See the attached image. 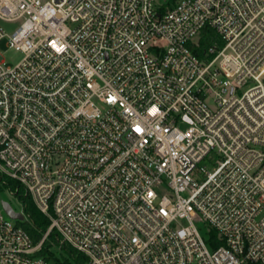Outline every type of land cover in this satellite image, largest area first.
<instances>
[{
	"label": "built area",
	"instance_id": "built-area-1",
	"mask_svg": "<svg viewBox=\"0 0 264 264\" xmlns=\"http://www.w3.org/2000/svg\"><path fill=\"white\" fill-rule=\"evenodd\" d=\"M160 6L0 0V172L50 219L34 243L0 202V264L52 230L90 264H264V0Z\"/></svg>",
	"mask_w": 264,
	"mask_h": 264
},
{
	"label": "trees",
	"instance_id": "trees-1",
	"mask_svg": "<svg viewBox=\"0 0 264 264\" xmlns=\"http://www.w3.org/2000/svg\"><path fill=\"white\" fill-rule=\"evenodd\" d=\"M176 1L169 0L162 3L160 9L164 11L167 6L171 7ZM212 34L211 28H205L201 43L203 45L210 44ZM4 188L16 195L23 205L26 218L23 221H17V224L28 232L34 243H38L48 230L50 219L37 208L31 196L18 181L0 172V190ZM53 248H57V250L55 251ZM38 255L45 257L50 264H90L88 256L67 242H63L56 230H52L44 239Z\"/></svg>",
	"mask_w": 264,
	"mask_h": 264
},
{
	"label": "rangeland",
	"instance_id": "rangeland-1",
	"mask_svg": "<svg viewBox=\"0 0 264 264\" xmlns=\"http://www.w3.org/2000/svg\"><path fill=\"white\" fill-rule=\"evenodd\" d=\"M167 1L169 0H156L158 4L166 3ZM16 25L17 24H6L5 26L7 27L8 31H12ZM4 42L5 41H2L0 43V52L4 57V61L9 65L18 63L23 58L24 54L21 51L16 50L15 48L6 46ZM3 200L8 201L16 211H23V205L19 198L5 188L0 190V202ZM197 226L199 227L202 235L208 237L206 226L200 222H197ZM53 250L56 251L57 248H53Z\"/></svg>",
	"mask_w": 264,
	"mask_h": 264
},
{
	"label": "water",
	"instance_id": "water-1",
	"mask_svg": "<svg viewBox=\"0 0 264 264\" xmlns=\"http://www.w3.org/2000/svg\"><path fill=\"white\" fill-rule=\"evenodd\" d=\"M1 205L4 211L10 216L11 218L19 221H23L25 219V214L23 211H16L12 205L8 201H1Z\"/></svg>",
	"mask_w": 264,
	"mask_h": 264
}]
</instances>
